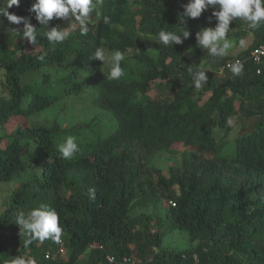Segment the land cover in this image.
<instances>
[{"label": "trees", "instance_id": "obj_1", "mask_svg": "<svg viewBox=\"0 0 264 264\" xmlns=\"http://www.w3.org/2000/svg\"><path fill=\"white\" fill-rule=\"evenodd\" d=\"M33 2L21 0L8 11L31 17L36 45L15 31L23 24L0 15V185L23 179L0 215V264L18 255L38 264H109L106 254L129 256L137 264H195V255L199 264H264V64L257 74L248 59L264 44V26L251 30L234 21L229 37L239 44L252 33L253 46L217 59L197 90L193 74L204 70L200 57L206 49L197 47L196 33L215 26L214 18L208 20L211 9L188 21L192 35L183 44H159L153 57L140 38L156 39L162 28L185 30L179 22L188 0H103L101 17L92 14L87 35L78 25L55 45L44 36L48 28L29 12ZM7 6L8 0H0V8ZM103 16L110 17L109 24ZM57 24L67 28L75 22L54 20L50 26ZM98 47L127 50L143 68L123 61L124 76L109 80L108 66L90 60ZM236 59L244 63L240 76L220 74ZM86 89L94 95L91 119L65 126L55 115L34 124ZM229 117L241 127L233 143ZM67 136L80 146L71 160L57 150ZM164 154L168 176L157 166ZM41 204L58 212L61 243L47 239L25 248L16 218ZM145 207L157 210L132 216ZM177 230L197 245L163 249L165 231ZM61 244L66 258L47 259Z\"/></svg>", "mask_w": 264, "mask_h": 264}, {"label": "clouds", "instance_id": "obj_2", "mask_svg": "<svg viewBox=\"0 0 264 264\" xmlns=\"http://www.w3.org/2000/svg\"><path fill=\"white\" fill-rule=\"evenodd\" d=\"M21 0H8L7 8H0V15L6 16L7 20L15 25L23 24V29H16L18 34H22V39L30 44L36 45L38 41L37 26L31 23V17L18 16L8 11L12 6L19 7ZM103 0H34L29 9L30 13L35 14V20L42 27H47L48 31L44 33L47 41L53 45L62 44L70 35L69 24L67 28L50 26L54 20L74 21L79 25L80 34L87 35L92 14L101 17L100 8ZM183 12L180 13V22L185 26L179 34L174 31L161 29L155 42L165 47L183 44L192 33L187 27L190 19H198L203 13L211 9V15L208 17L209 24L213 18L215 26L201 28L196 33L197 47L206 49L213 58H224L229 54L233 47L229 39V33L234 30L231 27L236 20L247 23L251 30H258L264 26V0H188L184 5ZM102 22L107 25L110 23L109 16H103ZM151 40V38H149ZM240 48H246V41H239ZM126 52L119 49L109 52L104 47H98L90 60H99L102 66H108L107 79L119 80L125 74L122 62L126 59ZM44 56L39 57L44 60ZM234 76H240L244 72V63L237 59L230 66ZM189 72H192L189 67ZM207 71L199 70L193 74L194 87L199 90L208 81ZM235 118L229 117L226 121L228 126H232ZM60 157L65 160H71L80 151L77 138L67 136L65 140L57 146ZM91 195L95 196L94 190H90ZM16 223L20 226L21 234L24 235V247L28 248L35 241L44 242L51 239L53 243L60 244L63 229L61 227L60 216L58 212L46 204H41L27 213L21 212L16 218ZM56 255V254H55ZM57 256L58 253H57ZM66 256H64V259ZM11 264H38L34 257L16 256L11 260Z\"/></svg>", "mask_w": 264, "mask_h": 264}, {"label": "rangeland", "instance_id": "obj_3", "mask_svg": "<svg viewBox=\"0 0 264 264\" xmlns=\"http://www.w3.org/2000/svg\"><path fill=\"white\" fill-rule=\"evenodd\" d=\"M131 1H134V0H131ZM73 25H74L73 27L74 29L78 27V24H73ZM229 39L232 41L233 47L229 50L228 55H235L239 51L250 49L253 46L255 36L252 33H250L242 38L246 41V48H243V49L240 48L239 44L237 43L238 38L229 37ZM139 43L146 49V51L151 56L153 57L157 56L159 43L155 42L154 38H151V40H149L148 37L142 36L139 40ZM126 57L127 58L125 59V61L130 68H133V69L143 68V65L137 59L133 57V53L126 54ZM200 58H201V63L203 64V69L207 72L212 71L213 69L216 68V66L214 67L213 65L214 63H216L217 59H219V58H213L212 56H210L207 50L202 51ZM192 61H195V60H192ZM127 75H130L131 77V74L129 73V71H127ZM222 77L224 78L226 77V75ZM2 79H3L2 73L0 72V82L2 81ZM93 100H94L93 93L90 90L86 89L82 93L81 96L70 97L69 99L56 104V106H54L55 107L54 114L48 115V117L45 118V121H44L45 116H43L42 118H38L34 120L35 121L34 124L40 125L47 121L51 122L53 119V116L55 115H58V117L60 116L65 126H70V125H73L79 122H86L89 119H91L94 114H96V110L94 109V106H93ZM239 128H241L240 124H238L237 121H234L233 125L231 126V132L228 135L229 143H233L235 141L236 137L239 135V132H240ZM180 149L182 150L184 148H180ZM157 166L162 170L165 176H168V168H169L168 154H164L161 156V158L158 161ZM150 178L153 181H155L154 176L152 177L151 175ZM22 180L23 179H16L10 183H2L0 185V215L3 212V210L8 206L12 193L18 188ZM161 193L162 191L160 189H156V194L158 196L161 195ZM160 208H158V211H160ZM156 210L157 209H154L153 207H148V208L145 207L144 209L135 208V210L132 212V216L135 217L142 212L150 214ZM162 213H161V216L162 218H164L165 214L162 215ZM164 230L165 229L163 228V231ZM196 245H197V242L193 243L189 239L188 233L185 231H180V230L173 231V232L165 231L163 249L167 251L187 250V249H191L195 247ZM55 254L57 255V252L51 253L52 256H54ZM63 255L64 256L67 255L65 250L63 252Z\"/></svg>", "mask_w": 264, "mask_h": 264}, {"label": "built area", "instance_id": "obj_4", "mask_svg": "<svg viewBox=\"0 0 264 264\" xmlns=\"http://www.w3.org/2000/svg\"><path fill=\"white\" fill-rule=\"evenodd\" d=\"M248 59L250 61H252L254 65L257 66V74H261L262 73L261 67L264 64V44L255 48L252 51V53L250 54V57ZM239 60H241V59H239ZM234 61L235 60L227 62L224 66H222L220 68V74H222L226 71H231L229 66L232 63H234ZM241 61L243 62V60H241ZM173 205L175 206V204H173ZM61 245H62V247L60 248V251L58 254H60V257L64 258V255H63L64 247H63V244H61ZM91 249H98V250L105 251L104 246H92ZM55 257H57V255L52 256L51 253H49V252L46 254L47 259H51V258L54 259ZM105 260L109 264H137L136 260L132 257H129V256H124V257L119 259L112 254H106ZM194 262H195V264H199V259L196 255L194 256Z\"/></svg>", "mask_w": 264, "mask_h": 264}]
</instances>
